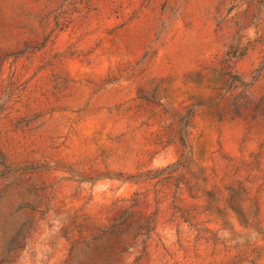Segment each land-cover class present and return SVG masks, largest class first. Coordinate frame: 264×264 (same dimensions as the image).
Segmentation results:
<instances>
[{
    "label": "rangeland",
    "instance_id": "rangeland-1",
    "mask_svg": "<svg viewBox=\"0 0 264 264\" xmlns=\"http://www.w3.org/2000/svg\"><path fill=\"white\" fill-rule=\"evenodd\" d=\"M0 264H264V0H0Z\"/></svg>",
    "mask_w": 264,
    "mask_h": 264
},
{
    "label": "trees",
    "instance_id": "trees-1",
    "mask_svg": "<svg viewBox=\"0 0 264 264\" xmlns=\"http://www.w3.org/2000/svg\"><path fill=\"white\" fill-rule=\"evenodd\" d=\"M181 139H182V142L185 141V134H182ZM172 166H174V165H172ZM183 169H184V168H183ZM123 218H124V217H121V219H120V220H121V221H120V222H121L120 224H122V225L125 223V219H123ZM120 226H121V225H120Z\"/></svg>",
    "mask_w": 264,
    "mask_h": 264
}]
</instances>
